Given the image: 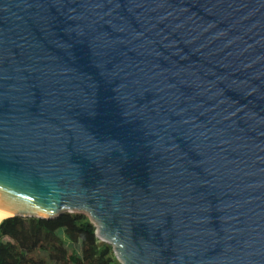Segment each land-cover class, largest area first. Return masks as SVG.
Returning a JSON list of instances; mask_svg holds the SVG:
<instances>
[{
  "label": "water",
  "instance_id": "1",
  "mask_svg": "<svg viewBox=\"0 0 264 264\" xmlns=\"http://www.w3.org/2000/svg\"><path fill=\"white\" fill-rule=\"evenodd\" d=\"M0 209L264 264V0H0Z\"/></svg>",
  "mask_w": 264,
  "mask_h": 264
},
{
  "label": "trees",
  "instance_id": "2",
  "mask_svg": "<svg viewBox=\"0 0 264 264\" xmlns=\"http://www.w3.org/2000/svg\"><path fill=\"white\" fill-rule=\"evenodd\" d=\"M85 212L11 215L0 222V264H121Z\"/></svg>",
  "mask_w": 264,
  "mask_h": 264
},
{
  "label": "bare ground",
  "instance_id": "3",
  "mask_svg": "<svg viewBox=\"0 0 264 264\" xmlns=\"http://www.w3.org/2000/svg\"><path fill=\"white\" fill-rule=\"evenodd\" d=\"M10 213L0 209V220L3 219L5 216H8Z\"/></svg>",
  "mask_w": 264,
  "mask_h": 264
},
{
  "label": "rangeland",
  "instance_id": "4",
  "mask_svg": "<svg viewBox=\"0 0 264 264\" xmlns=\"http://www.w3.org/2000/svg\"><path fill=\"white\" fill-rule=\"evenodd\" d=\"M5 218V217H4Z\"/></svg>",
  "mask_w": 264,
  "mask_h": 264
}]
</instances>
